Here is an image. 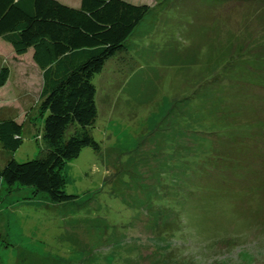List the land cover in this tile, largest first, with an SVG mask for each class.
Listing matches in <instances>:
<instances>
[{
    "label": "rangeland",
    "instance_id": "obj_1",
    "mask_svg": "<svg viewBox=\"0 0 264 264\" xmlns=\"http://www.w3.org/2000/svg\"><path fill=\"white\" fill-rule=\"evenodd\" d=\"M126 1L153 8L92 79L100 150L65 164L70 202L0 179V264H264V3ZM32 53L0 38V120L22 126L0 166L47 147Z\"/></svg>",
    "mask_w": 264,
    "mask_h": 264
},
{
    "label": "trees",
    "instance_id": "obj_2",
    "mask_svg": "<svg viewBox=\"0 0 264 264\" xmlns=\"http://www.w3.org/2000/svg\"><path fill=\"white\" fill-rule=\"evenodd\" d=\"M152 8L126 0H80L76 7L60 0H0V38L19 53L32 49L33 62L41 69L39 113L45 115L42 138L47 143L34 158L23 162L9 159L0 166V179L9 192L29 187L55 204L76 198L65 191L62 171L84 147L100 150L90 132L97 118L92 79L110 59L127 57L129 38ZM227 63L237 71L234 61ZM8 72L7 66H0V86ZM242 126L249 132V123ZM229 130L230 135L235 134ZM217 131L227 136L225 131ZM21 132L17 121L0 120V145L8 152L15 151ZM208 171L205 167L204 172Z\"/></svg>",
    "mask_w": 264,
    "mask_h": 264
},
{
    "label": "crops",
    "instance_id": "obj_3",
    "mask_svg": "<svg viewBox=\"0 0 264 264\" xmlns=\"http://www.w3.org/2000/svg\"><path fill=\"white\" fill-rule=\"evenodd\" d=\"M60 1H61V0H60ZM61 2L65 3L63 0H62ZM29 50H31V51H32V49H28V51H29ZM11 195H12V194H11ZM91 221H92V220H91ZM91 221H90V222H91Z\"/></svg>",
    "mask_w": 264,
    "mask_h": 264
}]
</instances>
